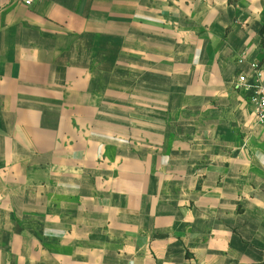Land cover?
Listing matches in <instances>:
<instances>
[{"label":"crops","instance_id":"1","mask_svg":"<svg viewBox=\"0 0 264 264\" xmlns=\"http://www.w3.org/2000/svg\"><path fill=\"white\" fill-rule=\"evenodd\" d=\"M263 26L264 0H0V264L264 262Z\"/></svg>","mask_w":264,"mask_h":264},{"label":"built area","instance_id":"2","mask_svg":"<svg viewBox=\"0 0 264 264\" xmlns=\"http://www.w3.org/2000/svg\"><path fill=\"white\" fill-rule=\"evenodd\" d=\"M23 3L26 6H31L34 2V0H15ZM253 67L257 68V65H253ZM245 77L241 76L239 79V82L237 83V86H245ZM257 117L259 120H264V83L260 89L259 95H258V101H257Z\"/></svg>","mask_w":264,"mask_h":264},{"label":"trees","instance_id":"3","mask_svg":"<svg viewBox=\"0 0 264 264\" xmlns=\"http://www.w3.org/2000/svg\"><path fill=\"white\" fill-rule=\"evenodd\" d=\"M261 37H262V45H264V26L260 31ZM251 264H264V262L261 263H251Z\"/></svg>","mask_w":264,"mask_h":264}]
</instances>
